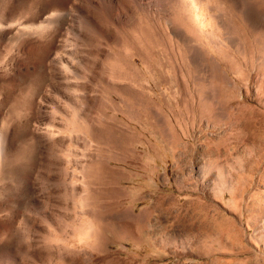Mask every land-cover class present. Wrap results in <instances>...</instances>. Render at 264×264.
<instances>
[{"label": "rangeland", "instance_id": "rangeland-1", "mask_svg": "<svg viewBox=\"0 0 264 264\" xmlns=\"http://www.w3.org/2000/svg\"><path fill=\"white\" fill-rule=\"evenodd\" d=\"M3 21L42 29L0 40V264H264V0H0Z\"/></svg>", "mask_w": 264, "mask_h": 264}, {"label": "bare ground", "instance_id": "bare-ground-1", "mask_svg": "<svg viewBox=\"0 0 264 264\" xmlns=\"http://www.w3.org/2000/svg\"><path fill=\"white\" fill-rule=\"evenodd\" d=\"M55 17H57V14H55L53 12H52V14H47L46 13L42 17L39 18L41 20L40 23L44 26V24H48V23L52 22L53 20H55ZM196 18L199 19V17H196ZM204 20H205V18L200 17V21L202 23L204 22ZM42 25H41V27L34 26V28H33L30 24L27 25V23H25V22H20L18 24L17 23L16 24H12V23H6L5 21H3L2 24H0V40L5 35L11 34L13 31L15 33H17V35H22V36H23V34L31 33L29 35H26V37L27 36L29 37L30 35H32L34 33V32H30V31H36L37 30L39 32V29L40 28L42 29ZM36 32L34 34H36ZM34 34H33V36H34ZM64 54H66V52ZM64 54H57L54 57L55 62H58V63L62 64L66 60V58L64 57ZM12 146H13V144L11 142V138H10L9 132L8 131H3V130L0 129V170L3 171V172L12 169L13 158H14L13 157V153H12ZM5 176H6V174H5Z\"/></svg>", "mask_w": 264, "mask_h": 264}]
</instances>
